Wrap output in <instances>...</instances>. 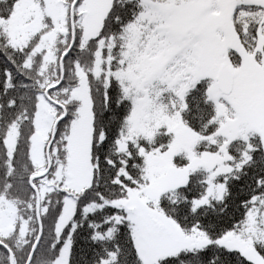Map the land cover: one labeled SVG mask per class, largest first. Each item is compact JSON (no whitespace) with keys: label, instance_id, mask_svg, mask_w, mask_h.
<instances>
[{"label":"snow or ice","instance_id":"obj_1","mask_svg":"<svg viewBox=\"0 0 264 264\" xmlns=\"http://www.w3.org/2000/svg\"><path fill=\"white\" fill-rule=\"evenodd\" d=\"M0 264H264V0H0Z\"/></svg>","mask_w":264,"mask_h":264}]
</instances>
